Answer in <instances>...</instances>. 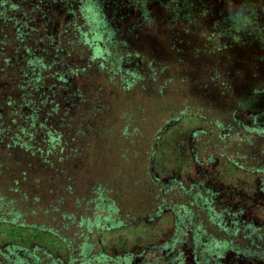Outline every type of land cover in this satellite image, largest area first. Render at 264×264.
I'll use <instances>...</instances> for the list:
<instances>
[{
    "label": "trees",
    "instance_id": "obj_1",
    "mask_svg": "<svg viewBox=\"0 0 264 264\" xmlns=\"http://www.w3.org/2000/svg\"><path fill=\"white\" fill-rule=\"evenodd\" d=\"M188 1L160 3L171 15L168 22L193 25L198 15L205 20L211 17L210 24L206 30L198 28L201 36L193 47H189L186 37L178 43L169 42L167 61L156 67L154 60L145 58L130 39V35L138 37L142 22H135L132 28L125 27L131 0H0V111L6 106L10 116L6 123L4 115L0 114V151L37 156L46 168L57 166L53 170H60L64 177L67 173L64 169L71 167L72 162L79 164L83 153L89 151V144L75 143L76 139H89L87 130H81L83 122L91 117L99 124L102 112L107 111L117 115V122L109 127L114 139L128 140V144L133 145L145 137L152 139L147 150L152 160L160 139H165L166 133L175 129L183 117L196 120L199 125L192 133L193 139H219V143L239 139L249 146L253 145L251 139H264V86L247 89L237 100L235 110H227L224 98L234 97L236 90L232 72L223 74L219 68L225 58L234 66L232 59L238 61L250 53L264 62V0H246L239 7H234L233 0H217L218 10L201 0ZM15 9L20 12L14 13ZM126 9L130 10L126 12ZM63 13L65 20L61 21L58 15ZM149 14L150 11L143 14L146 21L150 19ZM39 27L43 28L41 32ZM6 29L11 30L10 34L5 33ZM206 62L216 64L212 68L214 74L209 64L204 65ZM104 89H108L106 94ZM194 90L198 92V99L192 102L188 93ZM6 91H16L18 97L11 93L4 97ZM171 93L183 95V100L169 97ZM253 100L254 110H246L245 106ZM57 115L63 117L67 130L63 124L57 126ZM160 119L164 125L158 128L156 123L161 122ZM223 119L229 120L223 122ZM110 142L116 152H129L133 148L132 145L125 149ZM225 147L218 146L206 163L198 158L193 148V168L196 171L207 168L204 176H208L209 168H214L213 163L217 161L216 156H220L245 170L222 153ZM247 153L243 157L245 160L253 156V149ZM125 154L121 158H127ZM258 156L264 158V149L253 159ZM148 166L144 173L149 178L143 177L145 180L139 184L140 188L150 190L152 187L155 194L152 196L157 200L162 197L149 222L173 211V230L161 244L104 252L102 234L106 230L116 232L124 228L125 223L121 219L119 201L109 194L117 184L97 182L92 185L91 194L77 199V209L85 204V215L76 218L78 211L63 212V233L61 229L27 223L21 211L11 208L15 200L0 195V210L6 209L0 211V236L8 234L14 238L9 244L0 246V264H138L137 256L146 253L140 264H181L182 255L184 264H200L199 257L219 262L227 251L237 249L255 253L257 260L252 264H264V199L258 189L264 191L263 167L251 168L250 175L256 182L252 186L253 196L246 200V196H241L244 190L241 187L234 189L231 185L215 183V187L207 191L203 183L189 182L187 186L185 180L178 185L173 183L178 189L171 195L173 188ZM5 169L8 171L0 161V174ZM210 172L213 173V169ZM27 179V172L22 171L18 177L7 179L6 185L9 191L20 193ZM68 181L67 190L72 193L73 180L69 178ZM224 187H229V196L225 197L232 199L231 204L215 207L205 198V194L216 195ZM169 198L176 204L171 206ZM180 200H185V204L179 205ZM63 201L59 198L57 202ZM50 208H46L44 214L59 211L56 207ZM193 208L206 212L207 226L202 222L194 223ZM225 212L239 214L241 221L234 220L228 225ZM37 213L32 211L33 215ZM206 227L227 235L208 237ZM18 239L22 241L15 243ZM240 242H246L245 247ZM96 246L98 252H94ZM176 249L179 256L174 254ZM163 250H169L174 258L161 255Z\"/></svg>",
    "mask_w": 264,
    "mask_h": 264
},
{
    "label": "rangeland",
    "instance_id": "obj_2",
    "mask_svg": "<svg viewBox=\"0 0 264 264\" xmlns=\"http://www.w3.org/2000/svg\"><path fill=\"white\" fill-rule=\"evenodd\" d=\"M132 1L138 2L135 4ZM166 1L169 0H148V2L144 4L142 0H131V10L126 9V12L130 10V16L127 17L124 22L126 28H132L135 22H142V24H140L139 30L141 31L138 37L134 38L130 35V39L131 42L136 45L137 50L145 54L140 53L141 57L144 58L145 56V58L147 57L149 60H154V66L156 67H160L163 62L167 61L169 42H179L186 37L188 41H190L189 47H193L201 36L198 28L206 30L211 21V17L205 20V18L197 15L196 22H194L193 25H187L186 22L181 21L169 23L168 19L171 15L165 6L160 4L166 3ZM180 1L183 2L185 0ZM191 1L196 2L197 0H189L188 2ZM244 1L246 0H233L234 7H239ZM201 2L205 5H213L216 10H218L220 6L217 0H201ZM134 7L136 8L134 9ZM145 11H150V19L147 21L143 16ZM18 12H20L18 9L14 10V13ZM64 14L65 13L58 15V18H60L59 20H65ZM42 30L43 28L39 27L38 31L41 32ZM187 30L191 32L187 33ZM10 32L11 30L9 29L5 30L7 34H10ZM46 47L48 50L47 45ZM43 55L46 57L45 59L49 60L47 55ZM243 56L244 58L238 61L232 59L234 66H231L227 58H225L219 67L223 74L232 72L234 80L233 85L236 90L234 97L230 95L228 98H224L226 102L225 108L227 110H235L237 100L246 93L247 89L264 86V62H259L256 55L253 53ZM207 64L210 65V72L214 74L212 68L216 64L206 62L204 65ZM91 83L92 81L90 85ZM104 90L106 94L108 89ZM6 93L5 95L2 93V96L8 97L11 91H6ZM11 94L17 96L16 91H12ZM188 94H190L189 97H191L192 102L198 99L197 91L194 90V92L192 91V93ZM175 96L176 94L171 93L169 97L173 98ZM182 96L183 95H177L176 98L183 100ZM211 100L215 102L214 98ZM253 102L255 101L253 100L252 103L249 102V104L245 106L246 110H254L255 104H253ZM0 112V114L4 115L5 122L7 123V121L10 120L9 109L4 106ZM101 117V120L99 119L101 121L99 124L96 122L97 120L92 121L91 117L87 118V122H83L84 126L81 127V130H87V137L89 139H76L75 143L76 145L80 144L82 146L89 144V151L83 153L79 164H74L72 162L71 167L64 169L65 172L67 171L64 177L60 170H53L58 168L57 166L51 169L48 165L46 168V165L41 162L37 156H31L29 153L24 152L15 153L9 150L4 151V149L0 151V161L4 162L8 167V171L5 169V172L2 171L0 174V195L5 196L7 200H15L11 208L21 211L27 223L45 226L47 228L61 229V233H63L61 217L63 212L66 211L71 214L78 211L79 213L76 218H79L82 214L85 215V204L82 203L81 208L77 209V199H82L87 196V193L91 194V187L97 182H101V184H114L115 182L117 188H113L109 194L119 201L121 219L125 223V229L122 226L121 229L116 232L106 230L101 238L102 249L106 253H114L117 251L121 252V250L125 248L127 250L132 247L136 249L153 247L161 244L163 240L168 239V235H170V232L173 230V211L169 210L155 222H149L152 211H155L158 205L161 204L162 197H159V200L155 199L154 196H152L155 195L154 192L151 191L152 187H150V190H142L140 188V185H142L145 180L143 177L149 178L148 175L144 173L147 171L146 167L148 165L150 168L153 167L152 171L156 173V176L164 179H176L181 177L187 182V186L189 182L196 183L197 180L201 181V183H205V188L209 189L215 187V183H224L225 186L231 185V188L234 189L238 187L243 188L244 194H250L253 190L252 185L256 182V178L250 175L251 168H264V158L258 156V159H253V156L259 155L261 150L264 149V139H251L250 141L253 142L252 146L240 142L241 140L239 139H226L224 143H219V139H193L192 133L199 125L196 120L183 117L179 120L175 129H170L171 127H169L170 131L166 133L165 139H160L152 160L149 159L147 151L149 150L148 147L151 145L152 139L145 137L137 141L135 145L131 142L128 144V140L114 139V137L110 135L109 127L117 122V115L113 111H107L106 113L102 112ZM62 118L63 117L59 118L57 115L55 123L57 122L58 127L63 124V127L66 128V122L63 123ZM228 120L229 119H223L222 121L228 122ZM160 121L161 122L156 123L158 128L164 125L161 119ZM217 132L218 130L215 131L216 134ZM69 141H72V139ZM110 141L125 149L132 145L133 148L131 147L132 150H129V152L128 150L116 152L113 150V147L111 148ZM209 141L212 144L211 147L209 146ZM37 144L38 143H35L34 145ZM221 145L226 146L225 152L222 151V153L227 154L231 161L237 162V164L243 166L245 170L236 167L234 163L231 164L227 157L216 156L218 158H216V163H213L214 168H209L210 170L206 178L204 177V171L208 170L207 168H205L204 171H196L193 168L194 163L191 159V150L194 148L198 158L203 161V163H206L208 156ZM251 149H253V156L249 155L245 160L243 158L244 155L249 154L247 152L251 151ZM123 154H125L127 158H121ZM122 161L124 163H121ZM75 166L78 168L73 169ZM124 166L126 167L124 168ZM211 168L213 169V173L210 172L212 170ZM120 169H123L122 172H119ZM22 171L27 172L28 179L22 183V187L19 190L20 193L9 191L6 185L7 179L9 180L11 177L12 180L14 177H18L19 173ZM142 174H145V176ZM69 178L75 181H72V193L67 190ZM38 179H40L39 182H37ZM249 183H252L251 186H249ZM206 184H208V186H206ZM171 187L173 189L170 193L174 195V189L178 188L175 184ZM205 195V198L210 200L212 205H215V203L219 205H221V203L224 204V202H226V204L230 203L223 197L222 199H216L214 193ZM168 197H170V195ZM59 198L64 199L63 203L58 204L57 201ZM167 200L171 206L176 204L175 200L172 198ZM178 202L179 205H182L185 204L186 201L180 200ZM84 203H87V201ZM50 206H52V208H58L59 211L54 212L51 210L52 212H50L49 215L44 214L46 208L51 209ZM40 208L42 210H40ZM33 210L38 212L37 215L32 214ZM0 211L4 212L6 209ZM193 212L192 219L194 223L202 222L204 225L208 224L206 222L208 219L206 212L198 211L197 208H193ZM260 217L262 218V215H260L259 218ZM130 222H132L131 226L127 225ZM126 226L129 228H126ZM206 228L208 230V237L218 235V232L211 230L209 227ZM71 231H74V228L71 229ZM62 235H65V233ZM12 239L14 238L8 234H2V237L0 236V246L9 244L10 241H13ZM21 241L22 240L18 239L15 243H20ZM98 250L99 247L96 246L94 252H98ZM177 252L178 250L176 249L174 254L177 255ZM158 256H160V253H158ZM144 260L143 257H138L136 258V263L140 264ZM152 261H155V257H152Z\"/></svg>",
    "mask_w": 264,
    "mask_h": 264
},
{
    "label": "flooded vegetation",
    "instance_id": "obj_3",
    "mask_svg": "<svg viewBox=\"0 0 264 264\" xmlns=\"http://www.w3.org/2000/svg\"><path fill=\"white\" fill-rule=\"evenodd\" d=\"M207 174H205V176L204 177H206L207 178V176H206ZM157 177H159V176H157ZM164 179V178H163ZM164 181L166 182V184H168V185H170V187L173 185V183H177V185H178V182H180V181H183L184 182V179L183 178H181V177H179V178H176V179H174V178H168V179H164ZM200 182L201 181H199V182H196L195 183V185L196 184H200ZM205 182V181H204ZM203 184H205V183H203ZM258 185H260V181H259V183L257 184V186ZM206 186H208V184H206ZM246 186H247V184H246ZM253 186V185H252ZM254 187V186H253ZM255 187H256V185H255ZM206 189V188H205ZM254 189V188H253ZM259 189V191L261 192V196L263 197L262 199H264V191H261L260 190V187L258 188ZM207 191H209V188L208 189H206ZM229 190V187H224L223 189H221V190H219L217 193H216V199H217V196H219L218 198H221L222 199V197L223 198H226L225 196H229L228 194H227V191ZM253 191V190H252ZM252 191H251V193L250 194H242L241 196L242 197H244V196H246V200H249L252 196H253V193H252ZM220 192H221V195H219L220 194ZM209 194V193H208ZM213 194V193H212ZM204 195V194H203ZM199 198H200V195L198 196ZM215 199V200H216ZM245 199V198H244ZM232 199L231 198H229L228 200H227V202L229 201L230 203L229 204H231L232 203V201H231ZM223 203H221V205H222ZM224 204H226V202H224ZM221 205H219V204H217V203H215V207H217V206H221ZM224 215L226 216L225 218H226V220L228 221V225H230V224H232V222L234 221V220H237V221H241V217L239 216V214H237V215H234V214H232V213H227V212H225L224 213ZM226 232H223V231H221L219 234L220 235H222L223 237H226V235L227 234H225ZM218 234V235H219ZM240 245L241 246H244L245 247V245H246V242H240ZM159 253V252H158ZM146 256H147V253L145 254ZM145 255L144 256H142V255H138L137 256V258L139 257H143L144 259L146 258L145 257ZM161 255H163V256H170L171 258H174V254H172L169 250H163L162 251V253H161ZM173 256V257H172ZM177 256H179V253L177 252ZM182 258L180 259V261H182L181 262V264H184V258H183V255L181 256ZM178 258V257H177ZM248 260H250V261H248ZM253 260H257L256 259V254L255 253H253V252H251L250 250H248V249H241L240 251L237 249V250H234V251H232V250H229V251H227V253L225 254V257L223 258V260H220L219 262L218 261H216V260H214L213 258H210V257H207V258H201V257H199V262H200V264H252V261ZM144 262V261H143Z\"/></svg>",
    "mask_w": 264,
    "mask_h": 264
}]
</instances>
